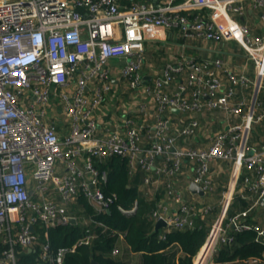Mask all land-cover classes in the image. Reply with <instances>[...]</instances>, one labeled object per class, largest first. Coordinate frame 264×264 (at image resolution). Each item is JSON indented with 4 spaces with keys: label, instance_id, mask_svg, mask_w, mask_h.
I'll return each mask as SVG.
<instances>
[{
    "label": "built area",
    "instance_id": "1",
    "mask_svg": "<svg viewBox=\"0 0 264 264\" xmlns=\"http://www.w3.org/2000/svg\"><path fill=\"white\" fill-rule=\"evenodd\" d=\"M173 2L0 0V264H29L22 253L35 254L38 264H63L101 234L115 238L117 255L125 231L97 218L118 200L105 190V165L114 156L126 160L129 181L151 204L152 228L164 221L160 238L205 220L215 208L202 200L216 188L212 165L229 163L234 183L227 205L237 195L248 206L215 223L203 264H264V217L248 219L264 209V145L256 150L249 143L253 124H264V32L252 34L238 21L249 4L264 24V0ZM172 29L190 42L238 43L254 76L226 68L219 56L184 54L146 70L149 44L167 42L170 35L160 31ZM215 112L227 123L212 131L213 118L203 124L198 116ZM185 162L192 174L184 183ZM190 183L203 195L191 192ZM138 206V197L127 208L117 204L127 215ZM72 219L82 235L52 249L48 230ZM244 230L254 232L261 252L215 262L217 247Z\"/></svg>",
    "mask_w": 264,
    "mask_h": 264
},
{
    "label": "trees",
    "instance_id": "2",
    "mask_svg": "<svg viewBox=\"0 0 264 264\" xmlns=\"http://www.w3.org/2000/svg\"><path fill=\"white\" fill-rule=\"evenodd\" d=\"M105 167L108 169V183L105 190L116 192L118 200L111 206L110 213H104L97 218L111 228L125 231L124 242L130 252L140 253L139 264H193V257L204 244L210 230L208 220L211 215L206 221H198L194 228L171 230L165 234L164 238H160L161 231L152 228V223L147 216L151 204L141 198L136 183L128 179L126 160L114 156L107 161ZM137 197L139 206L135 213L127 215L118 210L117 204L127 208ZM79 203L86 214L91 213L92 209L83 197H80ZM247 206L248 202L236 195L228 210V216ZM82 232L83 226L79 222L64 227H51L48 230L50 246L52 249L70 246L82 235ZM114 244V237L101 234L91 244L78 246L75 252L67 254L63 264H93L94 262L128 264L124 258L111 253ZM261 250L262 246L254 241V232L244 230L233 232V241L230 244H220L213 258L215 262L221 263L258 255ZM20 259L29 264H38L36 255L32 253H22Z\"/></svg>",
    "mask_w": 264,
    "mask_h": 264
},
{
    "label": "crops",
    "instance_id": "3",
    "mask_svg": "<svg viewBox=\"0 0 264 264\" xmlns=\"http://www.w3.org/2000/svg\"><path fill=\"white\" fill-rule=\"evenodd\" d=\"M181 0H174L173 3L180 2ZM246 12H244L243 16L238 17V21L247 23L250 31L252 34H263L264 32V24H262L259 21V11L252 10L249 4H246L245 6ZM161 34H167L170 35L168 38L167 42H152L148 46V51H147V65L145 66V69L148 70L149 64L151 65V70H160L162 67V64L164 61L167 59H172L178 54H184V55H192L194 57L198 58H213L216 56L221 57L225 61V66L226 68L233 70L237 73L243 72L247 74L250 77H253L255 74L254 70V63L251 60V58L248 56L245 52V50L239 45L238 43L234 42V46H230L229 42H221V43H213V44H205L204 42H190L187 41L183 38L177 37L176 35V30H161ZM223 78L226 80V75L223 73ZM227 82V81H226ZM252 90H248V98H251ZM203 124H206V121L210 118H213V121L210 125V130L215 131L217 129H220L222 127L226 126V121L224 114L221 112H215L213 115L207 114L205 115H199L198 116ZM237 119L236 118H231V122H235ZM206 143V141H204ZM249 143L256 149L258 150L262 145H264V124L263 123H254L252 126V129L250 131L249 135ZM228 167L226 171H224L225 167ZM229 168L230 164L227 162H216L212 165V176L216 182V188L215 191L209 196L204 195L202 200L204 202H209L212 203L214 198L218 199V194L219 189L223 190L224 188H227L228 186L230 189L226 192V199L224 200V205L223 208L219 214V218L217 219L218 223L220 220L225 219L228 216V210L230 208L231 203L233 200L230 202L229 206L227 205L230 199V193L233 187L234 183V176L229 174ZM192 174L191 171V166L188 164V162L184 163L183 166V173L180 175V181L186 182L187 178H189ZM230 175V177H229ZM223 176V177H222ZM229 178V180H228ZM220 180V181H219ZM227 186H223L221 181H227ZM233 181V182H232ZM198 200H201L199 198H195ZM201 200V201H202ZM214 203V202H213ZM215 205V204H214ZM247 208V207H246ZM244 210V209H243ZM242 210H236L233 214L240 212ZM218 209L217 205H215L214 210L208 214L207 216L209 219L213 220L212 215L217 214ZM232 214V215H233ZM252 215L249 216L248 219L251 218H261V216L264 215V209L262 210H254V212L251 213ZM206 216V217H207ZM205 217V221L208 220V217ZM256 220V219H254ZM203 221V220H202ZM210 222V220H208ZM216 224L213 228V235L215 232L218 231V225ZM211 226V222H210ZM211 235V237L208 240V244H204L201 246L199 249L198 253L196 254L194 258L195 264H203L204 261L208 258L210 255V250L209 247L212 246L209 242L212 240L214 242V236ZM213 237V238H212ZM119 248L120 251L117 254L118 256L124 258L128 264H139L140 263V253H132L129 251L127 245L125 244L124 240L119 242Z\"/></svg>",
    "mask_w": 264,
    "mask_h": 264
},
{
    "label": "rangeland",
    "instance_id": "4",
    "mask_svg": "<svg viewBox=\"0 0 264 264\" xmlns=\"http://www.w3.org/2000/svg\"><path fill=\"white\" fill-rule=\"evenodd\" d=\"M229 45L233 47L234 46V42L233 41L229 42ZM223 169H225L224 171H226L228 169V167L226 166ZM228 172L230 174L231 167L229 168V171ZM229 177H230V175H229ZM228 180H229V178H228ZM228 180L227 181H221L222 184H223V186H225V187L227 186ZM226 190H227V188H224L223 190L219 189L220 195L218 194V199L217 198H214V200H213L214 204L217 205L218 212L215 215V218L212 216L213 217V220L210 219V222H211L212 225H215V223L217 222V219L219 218L218 216H219V214H220V212H221V210L223 208V205H224V200H225L224 194H225V191ZM263 217H264V215H263Z\"/></svg>",
    "mask_w": 264,
    "mask_h": 264
},
{
    "label": "water",
    "instance_id": "5",
    "mask_svg": "<svg viewBox=\"0 0 264 264\" xmlns=\"http://www.w3.org/2000/svg\"><path fill=\"white\" fill-rule=\"evenodd\" d=\"M146 79H148V76H147V75L144 76V80H146ZM175 111H177V110H175ZM189 190H190L191 192H194V193H198V194H200V195H203V191H202V190H201L196 184H194V183H190V184H189ZM110 211H111V210H108L107 213H110ZM72 222L74 223L75 220L72 219ZM162 226H165V223H164L163 220H159V221L156 223V225H155V230H159ZM31 229H33V227H31ZM93 264H97V263L94 262Z\"/></svg>",
    "mask_w": 264,
    "mask_h": 264
},
{
    "label": "bare ground",
    "instance_id": "6",
    "mask_svg": "<svg viewBox=\"0 0 264 264\" xmlns=\"http://www.w3.org/2000/svg\"><path fill=\"white\" fill-rule=\"evenodd\" d=\"M232 182H233V181H232ZM225 199H226V196H225ZM212 231H213V230H212ZM212 233H213V232H211V234L208 236V238H207V240H206V242H205L204 244H206V243L208 242V240H209V238L211 237V235H213ZM217 233H218V231L215 232V234L213 235V236H214V242H215V240H216ZM212 238H213V237H212ZM214 242H212V240H211L209 243L213 246V245H214ZM204 244H203V245H204ZM207 244H208V243H207ZM208 246H209V244H208ZM212 246L209 247L210 252H211Z\"/></svg>",
    "mask_w": 264,
    "mask_h": 264
}]
</instances>
